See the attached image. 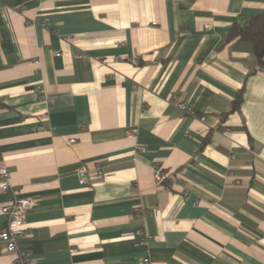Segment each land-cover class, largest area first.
<instances>
[{"label":"crops","instance_id":"crops-1","mask_svg":"<svg viewBox=\"0 0 264 264\" xmlns=\"http://www.w3.org/2000/svg\"><path fill=\"white\" fill-rule=\"evenodd\" d=\"M263 9L0 0V166L32 200L30 264H264V68L227 41Z\"/></svg>","mask_w":264,"mask_h":264},{"label":"built area","instance_id":"built-area-1","mask_svg":"<svg viewBox=\"0 0 264 264\" xmlns=\"http://www.w3.org/2000/svg\"><path fill=\"white\" fill-rule=\"evenodd\" d=\"M15 8H19V6H15ZM209 27V24L204 25L205 29ZM121 42L120 40L119 43ZM34 89L38 92L40 100L46 99L44 88L41 85H37ZM177 105L184 113H193L192 108L188 104L178 101ZM74 142V138L66 140V143L69 145ZM137 148L140 151H144L142 146ZM96 174L101 175L102 172L98 170ZM76 175L81 183H85L88 179L87 172L83 168H78L76 170ZM153 178L157 184L164 183L166 179L158 166L154 168ZM176 181H178V179ZM178 182H180V180ZM167 186H169V184ZM0 192L6 195L5 201L0 205V216L4 218V224L0 229V240L4 244L5 250L13 255L11 264H30L31 254L27 248L20 247L19 241L28 233L25 228V215L32 204V200L10 182L9 173L3 166H0ZM141 213L145 214L146 211L143 210ZM135 235L141 243L152 239V236L144 229H137ZM141 264H151V262L148 257H143Z\"/></svg>","mask_w":264,"mask_h":264},{"label":"trees","instance_id":"trees-1","mask_svg":"<svg viewBox=\"0 0 264 264\" xmlns=\"http://www.w3.org/2000/svg\"><path fill=\"white\" fill-rule=\"evenodd\" d=\"M243 40L251 44L252 52L261 68H264V9L250 16L243 24H232L227 30V41ZM241 95L235 101L239 105Z\"/></svg>","mask_w":264,"mask_h":264}]
</instances>
